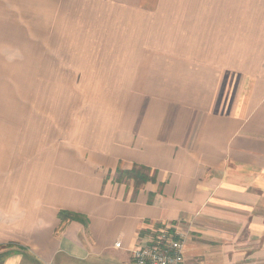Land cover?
Returning a JSON list of instances; mask_svg holds the SVG:
<instances>
[{"label": "crops", "instance_id": "crops-1", "mask_svg": "<svg viewBox=\"0 0 264 264\" xmlns=\"http://www.w3.org/2000/svg\"><path fill=\"white\" fill-rule=\"evenodd\" d=\"M164 223L264 264V0H0V264H136Z\"/></svg>", "mask_w": 264, "mask_h": 264}, {"label": "built area", "instance_id": "built-area-1", "mask_svg": "<svg viewBox=\"0 0 264 264\" xmlns=\"http://www.w3.org/2000/svg\"><path fill=\"white\" fill-rule=\"evenodd\" d=\"M152 239L147 245L132 249L136 264H185V235L174 223H164L152 229ZM117 247L121 242L116 243Z\"/></svg>", "mask_w": 264, "mask_h": 264}, {"label": "trees", "instance_id": "trees-1", "mask_svg": "<svg viewBox=\"0 0 264 264\" xmlns=\"http://www.w3.org/2000/svg\"><path fill=\"white\" fill-rule=\"evenodd\" d=\"M133 179L137 183H143L154 179L150 177L143 169L134 168L132 170H122L119 172V180Z\"/></svg>", "mask_w": 264, "mask_h": 264}, {"label": "rangeland", "instance_id": "rangeland-1", "mask_svg": "<svg viewBox=\"0 0 264 264\" xmlns=\"http://www.w3.org/2000/svg\"><path fill=\"white\" fill-rule=\"evenodd\" d=\"M75 113V109H72V115ZM63 131L64 132H67V134H69V133H71L72 131H73V124L71 123V121H69V122H65L64 124H63ZM63 132V133H64ZM3 255V253H1L0 254V256H2Z\"/></svg>", "mask_w": 264, "mask_h": 264}]
</instances>
